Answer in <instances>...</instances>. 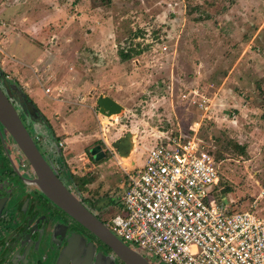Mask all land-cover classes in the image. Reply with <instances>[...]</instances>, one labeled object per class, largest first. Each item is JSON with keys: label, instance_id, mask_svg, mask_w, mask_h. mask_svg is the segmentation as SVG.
I'll use <instances>...</instances> for the list:
<instances>
[{"label": "rangeland", "instance_id": "374dc122", "mask_svg": "<svg viewBox=\"0 0 264 264\" xmlns=\"http://www.w3.org/2000/svg\"><path fill=\"white\" fill-rule=\"evenodd\" d=\"M128 41L143 50L122 61ZM0 68L54 130L49 141L40 126L39 150L51 146L53 159L56 143L64 177L90 175L85 195L116 199L105 223L121 210L124 170L142 168L166 137L194 134L201 98L211 107L196 135L216 157L220 198L264 217V0H0ZM100 94L120 114L100 113ZM127 132L134 148L123 159L111 143ZM94 144L107 156L90 160Z\"/></svg>", "mask_w": 264, "mask_h": 264}, {"label": "built area", "instance_id": "2783aa9c", "mask_svg": "<svg viewBox=\"0 0 264 264\" xmlns=\"http://www.w3.org/2000/svg\"><path fill=\"white\" fill-rule=\"evenodd\" d=\"M210 103L198 99L201 120ZM200 123L192 135L150 147L142 168L124 170L121 210L105 224L150 263L147 256L158 264H264V217L220 198L218 164L196 135Z\"/></svg>", "mask_w": 264, "mask_h": 264}, {"label": "flooded vegetation", "instance_id": "af4514ba", "mask_svg": "<svg viewBox=\"0 0 264 264\" xmlns=\"http://www.w3.org/2000/svg\"><path fill=\"white\" fill-rule=\"evenodd\" d=\"M4 77L6 80L0 74V90L15 108L34 143L39 145L33 135L36 132L38 135L40 121L29 112L26 100L19 99L16 79L6 73ZM91 148L88 149L92 156L89 159L96 161L90 153ZM100 150L103 158L106 157L108 152L101 146ZM49 154L44 156L52 163L53 159L57 163L63 160L56 154L52 159ZM61 175L62 181L71 187L64 183L69 190L105 223L101 210L108 206L109 200L100 205V200L77 190L69 175ZM68 247H71L69 252ZM88 259L89 264H125L97 236L46 199L35 182L33 168L0 123V264H83Z\"/></svg>", "mask_w": 264, "mask_h": 264}, {"label": "water", "instance_id": "95a60500", "mask_svg": "<svg viewBox=\"0 0 264 264\" xmlns=\"http://www.w3.org/2000/svg\"><path fill=\"white\" fill-rule=\"evenodd\" d=\"M24 103L29 112L34 115L35 112L33 107L28 104L27 101ZM96 104L99 106V112L105 116L116 114L123 109V106L119 102L108 95L100 94L96 99ZM0 123L20 147L23 155L34 170L35 182L47 198L97 236L125 264H151L139 252L117 238L109 230L106 224L89 211L69 190L53 169L50 161L42 154L34 143L31 135L18 117L15 108L1 90ZM129 134L130 132H127L124 136L118 137L111 143V145L117 149L119 156L121 157H123V154H127V152H124L123 140H125ZM90 153L96 161L104 156L103 152L100 150V146L97 145L90 149ZM70 250L71 247H68L67 252ZM83 264H89V259L84 260Z\"/></svg>", "mask_w": 264, "mask_h": 264}, {"label": "trees", "instance_id": "16d2710c", "mask_svg": "<svg viewBox=\"0 0 264 264\" xmlns=\"http://www.w3.org/2000/svg\"><path fill=\"white\" fill-rule=\"evenodd\" d=\"M134 35H137V34H134ZM142 50H143V48L140 47V43H137V44L133 45L132 42L128 41V44L126 46H122V47H120V48L117 49V53H118L119 58L122 61H125V60L130 59L132 57V55L139 54ZM0 74L6 80V78L4 77L5 72L3 70L1 71ZM15 85H16V87L18 89V94H19L18 97H19V99L26 100L27 103L30 104L33 107L34 112H35V117L40 121V124H41L42 129L44 128L45 131H47V133L45 135L42 132L41 137L46 136L49 141H53L56 136H55L54 130L52 129V127H51L48 119L44 116L43 113H41L36 108V106L34 105L33 100L28 96V94L25 92V90L19 84V82L17 80L15 82ZM202 121H203V119L201 120V123H202ZM57 141H58V138H57ZM232 145L235 148H237L241 153H243L245 151V147L246 146H244V144H239L238 142H233ZM50 149H51V146H50V148H47L46 150H44V152L42 154L44 155V154L49 153ZM53 151H54V154H56L57 156L62 157V154H61L62 153L61 152L62 150H61L60 147H58V145L56 143L53 144ZM88 153H89V151H88ZM89 156L92 158L91 155H89ZM214 158H215V161H216V157H214ZM69 176L73 179L74 187L77 190H86V189H88V187H86V186L89 183H91L92 182V179H93L90 175H87V174H84L83 176H74L72 174H69ZM46 199L49 200V201H51L47 197H46ZM114 202H116V199H114V198H110L109 199V203L110 204H112ZM121 262H123V261L121 260Z\"/></svg>", "mask_w": 264, "mask_h": 264}, {"label": "bare ground", "instance_id": "6f19581e", "mask_svg": "<svg viewBox=\"0 0 264 264\" xmlns=\"http://www.w3.org/2000/svg\"><path fill=\"white\" fill-rule=\"evenodd\" d=\"M25 107V106H24ZM116 114H120V112L116 113ZM115 114L111 115V117H113ZM106 117V116H105ZM133 137H134V134L132 132H130L129 136H127L125 138V140H123V143H124V149L125 151L124 152H127V154H123V157L121 158H127L129 157V154L131 152V150L134 148V140H133ZM123 152V153H124ZM131 166V165H130Z\"/></svg>", "mask_w": 264, "mask_h": 264}, {"label": "crops", "instance_id": "0c3cea01", "mask_svg": "<svg viewBox=\"0 0 264 264\" xmlns=\"http://www.w3.org/2000/svg\"><path fill=\"white\" fill-rule=\"evenodd\" d=\"M46 141V140H45ZM46 143H48V142H46ZM130 165H133V161L131 162V164Z\"/></svg>", "mask_w": 264, "mask_h": 264}]
</instances>
